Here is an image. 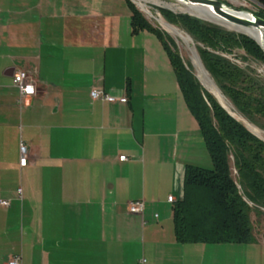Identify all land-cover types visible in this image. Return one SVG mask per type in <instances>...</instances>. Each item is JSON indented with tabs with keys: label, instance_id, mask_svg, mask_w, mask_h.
<instances>
[{
	"label": "crops",
	"instance_id": "0c3cea01",
	"mask_svg": "<svg viewBox=\"0 0 264 264\" xmlns=\"http://www.w3.org/2000/svg\"><path fill=\"white\" fill-rule=\"evenodd\" d=\"M130 17L126 0H0V264H222L175 240L187 111L161 41ZM16 71L35 86L24 106Z\"/></svg>",
	"mask_w": 264,
	"mask_h": 264
},
{
	"label": "trees",
	"instance_id": "16d2710c",
	"mask_svg": "<svg viewBox=\"0 0 264 264\" xmlns=\"http://www.w3.org/2000/svg\"><path fill=\"white\" fill-rule=\"evenodd\" d=\"M254 13L264 20V0ZM133 34L146 30L162 44L189 113L195 119L212 162L211 170L185 166L181 197L172 203L176 242L200 244L256 243L250 215L263 216L264 143L231 118L212 95L202 90L186 70L167 38L151 27L126 0ZM225 3V2H224ZM227 4V3H226ZM162 18L180 28L195 45L204 70L236 112L251 125L264 130V84L246 68L226 58L236 51L241 60L264 65V55L248 37L186 14L160 10ZM232 171L234 177L232 176Z\"/></svg>",
	"mask_w": 264,
	"mask_h": 264
},
{
	"label": "rangeland",
	"instance_id": "374dc122",
	"mask_svg": "<svg viewBox=\"0 0 264 264\" xmlns=\"http://www.w3.org/2000/svg\"><path fill=\"white\" fill-rule=\"evenodd\" d=\"M134 9L138 11L140 16L154 29H157L160 33H162L168 40L170 48L175 51L183 65V67L188 70L193 77H196L195 69L192 66L191 63V53L188 50L187 47L194 49L196 55V49L195 45L190 39L189 46H186L182 41L179 39L174 38L169 33H167L156 21V19L161 18L165 23H167L161 16L160 10L162 11H168L172 14H183V12H173L171 10H168L164 8L163 5H175L176 2L174 0H147L146 7L148 9V12L150 14H147L140 8H138L137 2L134 0H129ZM221 2H225L228 5H230L233 8L248 11L251 13H255L257 11L258 6H256L252 0H243L242 5H234L231 3L230 0H219ZM178 4V3H177ZM176 6L181 7L180 4ZM184 8V7H181ZM168 24V23H167ZM170 25V24H168ZM172 26V25H170ZM174 27V26H173ZM224 28V27H222ZM181 32H183L180 28ZM226 29V28H224ZM228 30V29H226ZM231 31V30H228ZM233 32V31H231ZM235 33V32H234ZM184 35H186L183 32ZM238 34V33H236ZM198 57V55H197ZM228 60H230L232 63L236 64L240 68H246L252 71L256 77L264 84V65L256 63L252 60H241V58H245V55L241 51H236L233 55L226 56ZM199 59V58H198ZM200 61V59H199ZM201 63V61H200ZM202 65V64H201ZM203 67V66H202ZM211 78V77H210ZM196 79V78H195ZM212 80V79H211ZM198 82V80L196 79ZM213 82V80H212ZM199 83V82H198ZM214 84V82H213ZM202 90L210 94V92L199 83ZM215 85V84H214ZM216 87V85H215ZM217 88V87H216ZM219 91V90H218ZM221 94V92H220ZM211 95V94H210ZM222 95V94H221ZM224 98V105L225 109L229 114H231L235 119H237L239 122H242L245 126L249 125L255 128L257 131L256 136L260 137L264 141V130H261L253 125H251L248 121L243 119L235 110V108L232 106V104L222 95ZM183 100V99H182ZM184 103V101H183ZM185 106V104H184ZM185 109L187 113L182 114L178 116L175 115L174 120L177 123L179 120L180 123V141L184 143V146L181 145V143L178 146V156H183V159H185V164L187 166L197 167L203 170H211L212 169V162L209 157L208 151L205 147V144L203 142L202 136L200 134V131L198 129L197 123L193 116L189 113L188 109L185 106ZM247 128V127H246ZM175 129H177V125L175 126ZM248 130V129H247ZM249 131V130H248ZM250 132V131H249ZM179 141V142H180ZM185 165V166H186ZM232 176L234 177V173L232 171ZM263 213V216L256 217L253 213L250 215L251 221L254 225V238L256 243H250V244H233V243H226V244H214L209 245L207 244L206 247L207 251H224V255L222 258V264H264V210H261ZM224 258V259H223Z\"/></svg>",
	"mask_w": 264,
	"mask_h": 264
},
{
	"label": "bare ground",
	"instance_id": "6f19581e",
	"mask_svg": "<svg viewBox=\"0 0 264 264\" xmlns=\"http://www.w3.org/2000/svg\"><path fill=\"white\" fill-rule=\"evenodd\" d=\"M134 1L137 2L138 8H140L141 10L146 12L147 14H150L148 12L147 7H146L147 0H134ZM175 2H176V4L178 3L181 5V7H184V8L176 6V4L175 5H163V6H164V8L169 9L173 12L179 11V12H183V13H188L194 17H198L200 19L210 21V22L219 24L221 26H224L226 29L231 30L233 32L245 34V35L251 37L252 39H254V41H256L264 51V30H256L253 27L246 28V27H242V26L232 25V24H229L226 21H224L222 18L218 17L216 14L212 13L208 8H205V7L200 6V5L183 4L179 0H176ZM156 21L167 33H169L174 38L182 41L186 46H189L190 39L187 37V35H184L183 32H181L176 27L168 25L161 18L156 19ZM187 48L191 53V63H192L193 68L195 69L197 78L202 83V85L211 94H213L217 98V100L221 103V105H223L225 107L224 98L222 97V95L220 94L218 89L213 84V82H212L211 78L209 77V75L207 74V72L202 67L194 49L189 48V47H187ZM246 127L252 134L258 135L257 131L255 130L254 127L249 126V125H246Z\"/></svg>",
	"mask_w": 264,
	"mask_h": 264
},
{
	"label": "built area",
	"instance_id": "2783aa9c",
	"mask_svg": "<svg viewBox=\"0 0 264 264\" xmlns=\"http://www.w3.org/2000/svg\"><path fill=\"white\" fill-rule=\"evenodd\" d=\"M232 4L243 6L241 2L243 0H230ZM247 1V0H246ZM12 85L18 91V100L17 104L19 106H24L26 104L27 99L33 97L35 95V86L33 79H31L24 71H16L12 76ZM89 97L92 101H101L109 104L115 103H123L126 101V97H113L104 92L102 89H92L89 92ZM19 166L24 167L26 164V155L27 149L23 142L19 143ZM119 161L123 162L126 161L125 156H121L118 158ZM20 191H18V194ZM176 200L173 197L168 198L169 203H173ZM0 206L6 207L8 203L5 201H0ZM144 209V202L143 201H136L128 203L127 211L130 214H142ZM144 260L140 261L138 264H144ZM7 264H20L18 257H13L10 259Z\"/></svg>",
	"mask_w": 264,
	"mask_h": 264
},
{
	"label": "water",
	"instance_id": "95a60500",
	"mask_svg": "<svg viewBox=\"0 0 264 264\" xmlns=\"http://www.w3.org/2000/svg\"><path fill=\"white\" fill-rule=\"evenodd\" d=\"M174 1H176V0H174ZM179 1H181L183 4L200 5V6H203L205 8H208L212 13L216 14L218 17L222 18L224 21H226L229 24L236 25V26H242V27H246V28L253 27L256 30H264V20L263 19L258 18L257 16L254 15V13L233 8L230 5H228L224 2H221L219 0H179ZM183 14H186L190 17H194L188 13H183ZM194 18L199 19L201 21H205V22L214 24V25H217V26H220V27H224V26H221L219 24L200 19L198 17H194ZM235 33H237V32H235ZM238 34L244 35V36L248 37L249 39H251L259 47V49L262 51V53L264 55L263 49L260 47V45L256 41H254V39H252L251 37H249L245 34H242V33H238ZM195 78L202 85V83L199 81L197 76ZM205 90H206V88H205ZM211 95L216 100V102L219 104V106L231 118H233L235 121L239 122L237 119H235L231 114H229L227 112V110L224 108V106L221 105V103L217 100V98L213 94H211ZM239 123L241 125H243V127L247 130L246 126L242 122H239ZM252 135H254V134H252ZM254 136L264 143V141L260 137H258L256 135H254Z\"/></svg>",
	"mask_w": 264,
	"mask_h": 264
}]
</instances>
